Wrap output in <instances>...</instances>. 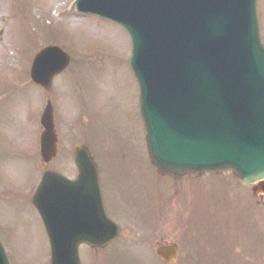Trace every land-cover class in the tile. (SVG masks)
<instances>
[{"label": "rangeland", "instance_id": "374dc122", "mask_svg": "<svg viewBox=\"0 0 264 264\" xmlns=\"http://www.w3.org/2000/svg\"><path fill=\"white\" fill-rule=\"evenodd\" d=\"M73 1L0 0V236L10 263L49 264L47 239L30 198L47 169L70 178L75 176L72 153L80 143L87 144L94 154L104 151L108 155L106 161L126 163L113 167L115 176L119 173L116 187H125L130 182V192L136 195V201L156 181L160 195L176 194V198L182 196L185 201V206L180 202L173 204L167 214L161 212L154 224L148 226L139 218L145 214L148 217V210L143 213L144 209L153 203L137 201L135 205L129 192H116L109 185L107 211L124 224L121 238L101 251L81 246V264H165L153 253L158 241L163 239L167 244L178 241L180 249H184L183 240L198 238L222 242L205 248L203 259L186 260L180 255L175 264H264V200L253 199L250 188L238 187V180L230 173L202 177L208 181L225 178L232 187L217 185L216 189L221 191L219 202L227 210L221 211L212 204L209 207H215L217 212L211 211L209 215H226L236 210L232 202L236 195H241L233 188L236 184L238 190L253 199L247 208L249 217L243 218L240 213L245 207L236 214H240L238 223L249 231H240V224L235 225L232 219L214 225L206 221V228L195 229L191 235V231L186 235L184 225L180 227L177 218L182 213L175 214L176 210L188 208L192 200L189 184L197 179L175 180L164 176L157 179L147 158L145 133L137 112V89L128 69L129 39L122 29L110 23L69 11ZM257 5L264 42V0H257ZM52 32L54 35H50ZM52 42L64 46L71 54L73 64L67 70L78 65V71L74 69L56 78L53 92L44 95L30 81L29 69L38 49ZM104 50L112 52L102 57ZM53 95L60 111H64L58 119V132L64 142L58 156L43 164L39 155V117L47 98ZM87 97H95L94 107L85 103L80 109L77 98ZM99 162L108 168L103 157ZM192 249H196L195 244Z\"/></svg>", "mask_w": 264, "mask_h": 264}, {"label": "water", "instance_id": "95a60500", "mask_svg": "<svg viewBox=\"0 0 264 264\" xmlns=\"http://www.w3.org/2000/svg\"><path fill=\"white\" fill-rule=\"evenodd\" d=\"M80 5L131 37L129 66L139 84L147 152L159 171L182 176L231 170L243 183L264 180V61L254 57L251 65L219 67L206 64L201 49L235 40L264 54L259 37L250 33L254 0H83ZM67 61L57 48L45 49L34 61L32 79L47 87ZM41 123V154L48 162L56 141L50 106ZM84 152L76 151L88 160L80 161L82 185L73 187L47 171L33 197L50 244V264H80V243L104 246L117 236L105 220L97 171ZM104 227L100 239L96 228ZM175 251L162 248L158 255L171 262ZM0 264H9L1 243Z\"/></svg>", "mask_w": 264, "mask_h": 264}, {"label": "flooded vegetation", "instance_id": "af4514ba", "mask_svg": "<svg viewBox=\"0 0 264 264\" xmlns=\"http://www.w3.org/2000/svg\"><path fill=\"white\" fill-rule=\"evenodd\" d=\"M202 177L203 176L197 177L198 183L189 184L190 185L189 188L192 191V200L188 202V204L190 206H194V205L196 206L197 215H198L197 220L199 224L196 231L203 230L204 220L209 219L210 216L209 214L211 213V211L217 212V209L215 207L211 208L209 206L213 204L216 207H218L220 204L219 198L221 196V191H218V189H216L217 184L214 181H204L201 179ZM189 179L187 180V182L189 181ZM204 202L206 203L208 202L209 206L207 209L204 206ZM189 231H191L190 233L191 235L194 229L191 230L187 229L185 231L186 235L189 234ZM198 237H202V236L198 235ZM211 241L212 240H199V238L198 240H185V245H186L185 255H184L185 259L186 260L198 259L200 255L205 254L204 249L210 245ZM214 241L216 242L217 240ZM194 244L196 245L195 250L192 249V246Z\"/></svg>", "mask_w": 264, "mask_h": 264}]
</instances>
